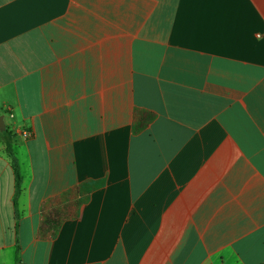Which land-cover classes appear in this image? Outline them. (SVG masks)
Returning <instances> with one entry per match:
<instances>
[{
    "label": "crops",
    "instance_id": "0c3cea01",
    "mask_svg": "<svg viewBox=\"0 0 264 264\" xmlns=\"http://www.w3.org/2000/svg\"><path fill=\"white\" fill-rule=\"evenodd\" d=\"M0 116V264H264V0H0Z\"/></svg>",
    "mask_w": 264,
    "mask_h": 264
},
{
    "label": "trees",
    "instance_id": "16d2710c",
    "mask_svg": "<svg viewBox=\"0 0 264 264\" xmlns=\"http://www.w3.org/2000/svg\"><path fill=\"white\" fill-rule=\"evenodd\" d=\"M15 139V135L6 128V131L1 133L0 136V143L3 142L6 146V153L11 158L13 163V168L15 171V179H16V189H15V195H14V204L16 208V215L19 216L18 212V200L22 193V184H23V178L21 175L20 165L16 158V155L13 150V141ZM46 209V207H45ZM77 215V212L74 214V216ZM62 214L58 211H51L49 213H46L43 211V221L40 229V236L41 238H52L55 237L62 225ZM19 253H20V247L17 246V255H16V263H19Z\"/></svg>",
    "mask_w": 264,
    "mask_h": 264
},
{
    "label": "water",
    "instance_id": "95a60500",
    "mask_svg": "<svg viewBox=\"0 0 264 264\" xmlns=\"http://www.w3.org/2000/svg\"><path fill=\"white\" fill-rule=\"evenodd\" d=\"M0 131L4 132L6 131V126H5V122H4V117L0 116Z\"/></svg>",
    "mask_w": 264,
    "mask_h": 264
},
{
    "label": "built area",
    "instance_id": "2783aa9c",
    "mask_svg": "<svg viewBox=\"0 0 264 264\" xmlns=\"http://www.w3.org/2000/svg\"><path fill=\"white\" fill-rule=\"evenodd\" d=\"M12 117V116H11ZM22 135L25 137V138H29L31 137V133L27 130H23L22 131Z\"/></svg>",
    "mask_w": 264,
    "mask_h": 264
}]
</instances>
